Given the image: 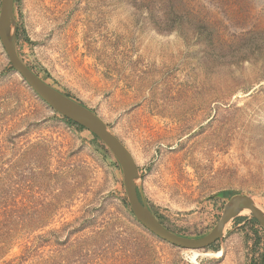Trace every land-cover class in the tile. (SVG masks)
<instances>
[{
	"label": "rangeland",
	"instance_id": "374dc122",
	"mask_svg": "<svg viewBox=\"0 0 264 264\" xmlns=\"http://www.w3.org/2000/svg\"><path fill=\"white\" fill-rule=\"evenodd\" d=\"M33 3L14 0L19 56L129 149L165 227L200 237L234 194L264 211V0ZM9 65L0 42V208L36 228L24 264H262L264 229L249 212L194 261L147 231L119 200V164ZM25 235L0 263L23 252Z\"/></svg>",
	"mask_w": 264,
	"mask_h": 264
},
{
	"label": "water",
	"instance_id": "95a60500",
	"mask_svg": "<svg viewBox=\"0 0 264 264\" xmlns=\"http://www.w3.org/2000/svg\"><path fill=\"white\" fill-rule=\"evenodd\" d=\"M14 0H0V42L11 68L51 109L93 133L112 153L122 171L127 201L135 219L150 233L179 248L206 249L223 236L224 226L247 209L264 229V211L246 194H234L224 204L220 218L212 229L200 237H188L165 227L149 209L139 185L135 159L123 142L90 108L51 86L37 75L19 56L16 48ZM262 264H264V254Z\"/></svg>",
	"mask_w": 264,
	"mask_h": 264
},
{
	"label": "trees",
	"instance_id": "16d2710c",
	"mask_svg": "<svg viewBox=\"0 0 264 264\" xmlns=\"http://www.w3.org/2000/svg\"><path fill=\"white\" fill-rule=\"evenodd\" d=\"M8 70H12L10 65L8 66ZM67 95V94H66ZM40 99V98H39ZM55 114H58L55 111ZM58 118L61 119L67 126L73 128L74 130L81 131L85 130L82 126L70 121L69 119L61 116L58 114ZM92 139H91V147L92 149L100 155V157L108 163L110 167L118 169V163L113 159L111 156V153L109 152L108 148L103 144L102 141H100L93 133H91ZM122 206L128 211V213L133 217V214L130 210L129 203L127 202V199L125 196H122L119 198ZM35 214V212H33ZM19 215L17 213H13L10 210H7L6 208H0V256L5 254V251L7 250V247L9 244H12V241L15 239L17 234H21L26 232L25 235V241H23V252L18 255L14 256L13 258L9 260H3L0 264H24L29 259L34 258L35 254V247L37 246L35 243L38 239L37 235H31V233L36 230L35 227H26L21 226L18 224L17 219H19ZM243 217H238V219H242ZM160 219V218H159ZM136 220V219H135ZM162 224L163 222L159 220ZM250 223L253 225H259L258 222L254 219H250ZM164 225V224H163Z\"/></svg>",
	"mask_w": 264,
	"mask_h": 264
},
{
	"label": "bare ground",
	"instance_id": "6f19581e",
	"mask_svg": "<svg viewBox=\"0 0 264 264\" xmlns=\"http://www.w3.org/2000/svg\"><path fill=\"white\" fill-rule=\"evenodd\" d=\"M36 3H39V0H34V3H33V5H35ZM37 7H40V4L37 6ZM241 214L242 213H248V210L247 209H243L241 212H240ZM239 213V214H240ZM227 226V224H225V226L224 227H226ZM225 229V228H224ZM219 253V252H218ZM197 256H199V254L196 252V251H194V250H191V254H190V259L191 260H195L196 259V257Z\"/></svg>",
	"mask_w": 264,
	"mask_h": 264
}]
</instances>
